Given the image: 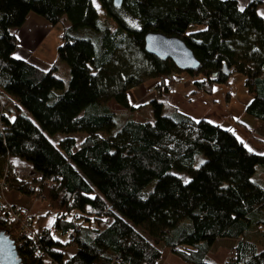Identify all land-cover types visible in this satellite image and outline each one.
<instances>
[{
    "label": "trees",
    "instance_id": "obj_1",
    "mask_svg": "<svg viewBox=\"0 0 264 264\" xmlns=\"http://www.w3.org/2000/svg\"><path fill=\"white\" fill-rule=\"evenodd\" d=\"M96 1L102 18L91 0H0V185L42 196L55 213L51 227L40 213L24 232L0 202V231L20 264H157L162 249L187 264H207L223 238L236 241L224 264H264V181L257 178L264 141L257 140L263 153H255L231 128L172 112L159 98L169 92L164 85L147 103L152 122L117 123L108 106L113 100L130 112L131 89L161 77L172 83L181 73L146 53L145 35L160 32L194 55L199 66L186 73L203 93L241 74L250 97L244 112L264 122L259 0L243 8L237 0ZM28 13L50 25L67 19L56 52L66 81L53 74L57 62L42 70L14 56L15 32ZM82 29L92 36L81 38ZM77 132L86 137L53 145L47 136ZM13 160L34 176L22 177ZM69 229L75 251L65 258L53 232Z\"/></svg>",
    "mask_w": 264,
    "mask_h": 264
},
{
    "label": "rangeland",
    "instance_id": "obj_2",
    "mask_svg": "<svg viewBox=\"0 0 264 264\" xmlns=\"http://www.w3.org/2000/svg\"><path fill=\"white\" fill-rule=\"evenodd\" d=\"M91 1L97 9L99 17L102 18V13L98 2L96 0ZM249 1L251 0H237L238 6H240V8H243L244 5ZM256 6V12L258 13V15L264 16V0H259V3ZM45 25L48 28L44 26H38L36 28V33L34 34L35 36L33 38H31L30 35L24 36L23 38L21 35L19 47L17 48V51L14 53V55L16 57L24 58L28 62L30 61L34 63L37 67H39V69L41 68L42 70H49L51 68V65L57 62V68L55 69L53 74H55L61 80L66 81L68 71L64 62H59L58 59H56V52L57 46L61 43V34L63 33L64 28L68 26V21L65 16H63L59 22L53 25L46 23ZM85 30L86 29H82L78 32V35L81 38L92 36L89 35V31ZM179 75L184 77V81L188 82L189 85L191 84L190 80L192 78H190V76L187 75L186 72L183 71L179 73ZM243 80L244 78L241 74L232 73L229 75L226 84L212 82L211 92L206 96H208L211 104L214 103L215 106H219L221 109L225 110L224 115H222L223 117H221V126L226 129L231 128L236 137L239 139L241 138L243 141L245 140L244 133H247V140H249L248 148H251V150L253 148V150L261 154L263 153V148L258 141L262 143L264 141V122H261L257 119H254L252 116H248L247 114H245L244 109L247 106V103L250 101V97L245 92L246 90L244 87ZM152 83L153 81L150 80L146 85L151 88L150 86L152 85ZM177 84H185L186 86L187 83L177 82ZM151 92L148 91L149 95ZM164 95L165 94H163V96ZM108 106L112 111L115 112V122L117 123L124 119H132L140 122H152V113L148 104L142 105L138 110H132L130 112L123 110L113 100H110L108 102ZM163 114L169 115L168 111L165 110ZM226 115H228V117H225ZM236 126L241 127L244 133L241 130L237 129ZM47 136L50 142L55 145L59 139H62L65 136H71L74 137L76 141H80L86 137V134L80 132H77L76 134L67 135L56 133L54 134V136ZM253 140L255 142H253ZM199 163H201L200 156L196 159L195 165L197 166ZM13 164L15 169L22 177L24 176L26 178H32L34 176L33 172L26 163L20 162L18 160H13ZM257 178L264 181V173L262 171H259V173L257 174ZM3 191L2 193L0 192V202L1 204H5L9 208L10 213L20 210L26 213L27 215H30L32 219L40 213L47 214V218L44 224L46 227L52 226L53 216L55 215V213L49 210L48 204L47 202H44L42 200V196H21L18 195L16 192H8L5 188ZM13 205L14 208L12 207ZM69 231L70 229L65 233L59 231L53 232L56 240H60L61 242L65 243L64 246L57 248L58 251L60 250L64 253L63 256L65 258L71 256L70 254L74 253L75 251L74 245L68 244V239L70 235ZM253 240L254 242H256L255 239ZM232 248V242L217 241L212 245L213 251H218L219 249H221L223 251L225 250L226 252H228L226 254V257L228 256L229 252H231ZM222 256L223 255H221L220 258Z\"/></svg>",
    "mask_w": 264,
    "mask_h": 264
},
{
    "label": "crops",
    "instance_id": "obj_3",
    "mask_svg": "<svg viewBox=\"0 0 264 264\" xmlns=\"http://www.w3.org/2000/svg\"><path fill=\"white\" fill-rule=\"evenodd\" d=\"M46 21L41 16H37L33 13L27 14V19L25 23L17 29L15 32V36L18 39V47L20 44V36L24 38V36L30 35L31 38H33L36 33V28L38 26H44L47 27L45 24ZM48 24V23H47ZM48 28V27H47ZM17 47V48H18ZM15 56V55H14ZM16 57V56H15ZM20 58V57H16ZM24 59V58H21ZM25 60V59H24ZM148 83V81H147ZM146 82L139 85L138 87H134L131 89L129 93V99L131 107L134 110H138L140 106L146 105L153 97L154 92L148 93L149 87L146 85ZM172 92H164L160 95V99L163 101V104L167 107L171 108V110L179 111L182 114L188 115L190 118H193L194 120L198 119H205L208 120L211 123L214 124H220L222 123L221 117L224 115L225 110L221 109L219 106H215V104H211L210 100L208 98L207 93H203L202 91L198 90L195 86L189 85L188 83L184 85L175 83ZM163 94H165L163 96ZM214 102V101H213ZM216 109V110H215ZM171 112V113H172ZM225 117H228L226 115ZM234 126V125H233ZM237 129L242 130L241 127L236 126ZM244 133V132H243ZM247 133H244L245 140L244 145L247 149L251 150V148H248L249 140H247ZM253 142H255L253 140ZM257 143V141H256ZM253 152L257 153L255 150H252ZM232 242L233 247L236 243L235 240L230 239H217L215 242ZM214 242V243H215ZM213 243V244H214ZM211 250L206 254L204 257V260L207 264H224L225 263V257L228 252L225 250L219 249L218 251H213L212 247ZM218 253V255H217ZM223 255L221 258L220 256ZM157 264H187L186 262L179 259L177 256H175L173 253L168 251L167 249H162L161 258L158 260Z\"/></svg>",
    "mask_w": 264,
    "mask_h": 264
},
{
    "label": "water",
    "instance_id": "obj_4",
    "mask_svg": "<svg viewBox=\"0 0 264 264\" xmlns=\"http://www.w3.org/2000/svg\"><path fill=\"white\" fill-rule=\"evenodd\" d=\"M115 6H119L120 0H112ZM145 51L158 59L168 60L175 64L181 72L194 71L199 63L194 55L186 47L185 43L176 37H166L162 33L149 32L144 37ZM223 73L228 74L226 68ZM0 264H20L14 242L0 231Z\"/></svg>",
    "mask_w": 264,
    "mask_h": 264
},
{
    "label": "built area",
    "instance_id": "obj_5",
    "mask_svg": "<svg viewBox=\"0 0 264 264\" xmlns=\"http://www.w3.org/2000/svg\"><path fill=\"white\" fill-rule=\"evenodd\" d=\"M172 83L169 82V79L166 77H161L159 79H155V80H151L153 81L152 85L150 86L151 88H149V91L153 92L156 88L157 85H164V87L167 88V91L171 92L173 90V84L175 83H188L186 81H184V77H182L181 75H179L177 72L172 74ZM177 81V82H176ZM5 188V184L2 183L0 185V192L2 193L3 189ZM13 219H16L20 222V225H22V229L24 232H29V228H30V221H32V217L30 215H27L26 213H24L23 211H14L13 213L11 212ZM73 240V238L71 237V241Z\"/></svg>",
    "mask_w": 264,
    "mask_h": 264
},
{
    "label": "snow or ice",
    "instance_id": "obj_6",
    "mask_svg": "<svg viewBox=\"0 0 264 264\" xmlns=\"http://www.w3.org/2000/svg\"><path fill=\"white\" fill-rule=\"evenodd\" d=\"M186 183H187V181H186Z\"/></svg>",
    "mask_w": 264,
    "mask_h": 264
}]
</instances>
